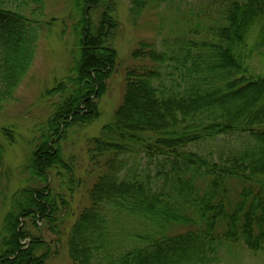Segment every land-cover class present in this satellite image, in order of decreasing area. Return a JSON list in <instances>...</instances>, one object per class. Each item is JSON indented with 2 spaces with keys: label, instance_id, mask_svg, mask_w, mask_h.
I'll return each mask as SVG.
<instances>
[{
  "label": "trees",
  "instance_id": "trees-1",
  "mask_svg": "<svg viewBox=\"0 0 264 264\" xmlns=\"http://www.w3.org/2000/svg\"><path fill=\"white\" fill-rule=\"evenodd\" d=\"M45 1L0 0V114L51 25ZM72 1L79 13L73 58L66 75L44 91L51 115L26 158L27 180L40 185L13 192L0 230V264H47L57 253L53 242L70 202L50 192V177L69 194L82 182L75 158H63L59 143L100 116L119 62L112 44L118 0ZM126 1L136 18L187 0ZM257 4L226 0L214 19L204 14L192 26L175 17L179 29L160 49L143 40L130 52L121 101L86 141L95 180L88 206L67 232L71 264H213L224 243L264 247V70L252 66L253 58H264V28L249 45L246 38L259 15L264 26ZM98 8L103 12L93 22ZM181 226L190 229L177 231ZM43 227L53 241L44 240Z\"/></svg>",
  "mask_w": 264,
  "mask_h": 264
},
{
  "label": "rangeland",
  "instance_id": "rangeland-1",
  "mask_svg": "<svg viewBox=\"0 0 264 264\" xmlns=\"http://www.w3.org/2000/svg\"><path fill=\"white\" fill-rule=\"evenodd\" d=\"M225 1L187 0L180 3L176 1L169 5L161 4L158 8L147 9L136 18L129 10L128 1H116L113 10L119 24L112 44L117 49L119 62L116 71L107 81L108 90L100 103L101 114L93 124L68 130L67 137L59 143L63 158H75L76 174L82 182L72 194L65 191L62 181L55 175L50 177L48 183L53 195L58 193L59 197L63 196L70 202V214L63 224L64 230L60 240L57 244L53 242L58 247V251L54 256L49 257L47 264H71L68 257L67 232L80 209L88 206V189L95 180L90 173L88 157H86V141L99 135L100 129L111 120L114 110L121 101L124 90L123 71L133 64L130 52L143 40L155 42L160 49L162 45L160 41L163 38L171 39L174 35L173 30L179 29L173 27L174 20L183 18L192 26L197 19L205 21L207 18L203 16L204 14L214 19L225 5ZM240 1L247 4L250 0ZM45 2L47 20L51 25L44 27L42 37L37 42V52L30 71L17 88L13 100L7 103L6 110L0 114V149L3 150L0 154V230L4 214L10 209L13 192L21 187L40 185L33 180H27L29 171L25 168L26 158L32 149V138L38 137L39 130L51 115L52 105L43 97L44 91L66 75L73 58L71 51L75 50L74 43L77 40L74 26L79 13L74 9L73 1L46 0ZM257 5L264 9V0H258ZM95 11L93 22L98 20L103 8ZM175 17L177 19H174ZM249 27L246 36L248 45L257 39L264 28L260 15L253 19ZM252 60L255 70H264V58L261 61L257 57ZM59 197L56 196L55 199L58 200ZM25 220L23 221L25 229L34 230ZM37 224L41 226L42 221H37ZM45 229L43 227L40 234L45 241H53L55 235ZM187 229L190 228L181 226L177 231ZM216 251L212 255L213 264H264V247L252 251L239 243H224Z\"/></svg>",
  "mask_w": 264,
  "mask_h": 264
}]
</instances>
